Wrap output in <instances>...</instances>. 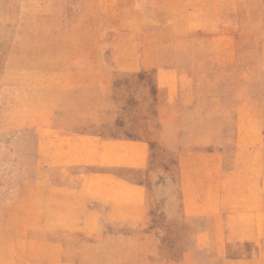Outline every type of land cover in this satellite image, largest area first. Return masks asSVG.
I'll list each match as a JSON object with an SVG mask.
<instances>
[{
    "label": "rangeland",
    "instance_id": "rangeland-1",
    "mask_svg": "<svg viewBox=\"0 0 264 264\" xmlns=\"http://www.w3.org/2000/svg\"><path fill=\"white\" fill-rule=\"evenodd\" d=\"M0 264H264V0H0Z\"/></svg>",
    "mask_w": 264,
    "mask_h": 264
}]
</instances>
